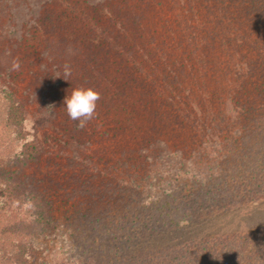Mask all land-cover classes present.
I'll use <instances>...</instances> for the list:
<instances>
[{
	"label": "trees",
	"instance_id": "1",
	"mask_svg": "<svg viewBox=\"0 0 264 264\" xmlns=\"http://www.w3.org/2000/svg\"><path fill=\"white\" fill-rule=\"evenodd\" d=\"M48 1L62 9L68 5L70 8V4L89 6L92 18L96 17L94 23H105L103 29L87 33V56L93 62L100 58L103 35L109 27L120 36L134 38L124 41L123 51L130 45L138 50V42L143 38L152 45L148 49L151 56L167 59L181 69L189 67L188 72L196 78L202 72L204 58L210 54L226 51L228 63L232 62L227 70L222 69L225 87L232 83L231 73L236 81L228 92L222 96L221 92L211 95L207 92L200 98L188 97L193 100V111L200 121L189 128L194 134H201V142L197 145L199 149L187 153V170L192 180L184 181L178 193L181 199L178 196L175 201L178 208L185 209L182 217L166 219L161 206L147 203L135 204L137 212L128 217L127 208L134 198L131 193L137 190L132 181L125 187L121 181L111 185L109 181L106 187H113L109 190H114L115 195L102 190L86 199L85 207L88 204L104 208L105 193L111 198L107 201L112 204L110 213L105 208L88 214L101 218L110 227L115 247L123 251V256L130 255V262L125 264H264V225L210 235L197 229L204 211L222 212L264 199V0H178L174 5L170 0H106L109 7L87 0ZM109 8L112 12H108ZM60 26L58 16L40 11L32 21L24 22L20 36L15 38L6 33L0 21V120L5 122L0 136L2 145L19 138L17 135L26 120L17 87L22 72L10 71L12 61L18 59L22 71L30 74L37 60L47 61L52 44L66 52L67 41L55 31ZM53 31L57 38L52 41ZM109 49L110 54L113 49L115 53L120 51L114 45ZM213 64L215 70L217 62ZM32 73L38 76V72ZM196 83L197 80L192 84L198 89L201 83ZM203 83L207 87L210 84L206 80ZM180 85L176 83L177 87ZM37 140L36 137L38 143ZM40 150L32 157L37 159ZM10 157L0 154L1 160ZM225 165L231 166L227 170L231 173L213 182ZM16 174L13 171L12 175L16 177ZM5 180L0 175V264H32L35 249L26 240L28 233L24 229L30 224L40 228L44 222L50 231L54 226L53 216L64 201L45 198L29 180L19 176L12 183ZM102 186L99 183L96 189ZM119 188L129 189L120 191L119 195Z\"/></svg>",
	"mask_w": 264,
	"mask_h": 264
},
{
	"label": "rangeland",
	"instance_id": "2",
	"mask_svg": "<svg viewBox=\"0 0 264 264\" xmlns=\"http://www.w3.org/2000/svg\"><path fill=\"white\" fill-rule=\"evenodd\" d=\"M87 1L107 5L106 0ZM170 1L174 5L178 0ZM68 6L62 9L48 0H0L1 25L10 36L19 37L24 22L32 21L42 11L49 12L51 17L58 16L61 29L55 31L67 41L66 52L52 44L47 61L37 60L38 64H33L32 72H38V78L20 68L18 97L24 104L26 120L18 139L0 143V154L11 156L0 159V163H6L0 166V175L9 183L18 176L29 180L45 198L64 201L53 216L50 231L44 222L40 228L30 224L24 229L28 233L26 240L35 249L32 264H125L130 262V255H122L123 251L115 247L110 227L88 212L106 208L110 213L112 204L107 201L111 198L106 195L115 194L109 185L121 181L125 187L132 181L137 190L131 193L134 198L131 197L133 204L127 208L128 217L137 212V203L161 206V214L169 220L182 217L185 209L178 208L175 201L178 196L181 199L178 193L184 181L192 180L187 170V153L199 149L197 145L201 142V134L196 135L189 128L200 122L191 99L207 92L208 95L221 92L220 96L228 92L236 81L232 71L229 72L232 83L225 87L222 69L227 70L232 62L228 63L226 51L210 54L202 62L201 77L196 78L188 72L189 67L181 69L167 59L151 56L148 49L152 45L143 38L138 42V50L130 45L123 51L124 41L134 38L120 36L112 27L105 30L102 53L93 62L87 56V33L103 29L105 23H94L96 17L92 18L89 6ZM108 12H112L110 8ZM107 15L110 18V13ZM51 33L50 40L56 39V32ZM112 45L120 47V53L113 49L110 54ZM65 65L71 69L67 77ZM195 80L201 83H196L198 89L192 84ZM205 80L210 83L208 87L203 83ZM176 83L181 85L177 87ZM77 87H92L101 97L94 118L84 128H78L69 119L64 106L65 97ZM4 123L0 120V136L5 130ZM37 150L40 151L35 159L32 156ZM226 167L218 171L213 182L231 173L227 171L231 166ZM13 171L18 176L12 175ZM99 183L103 186L96 189ZM102 190H109L104 196V208L84 206L91 193ZM124 190L117 191L120 195ZM204 212L197 219V229L206 235L264 225V199L222 212Z\"/></svg>",
	"mask_w": 264,
	"mask_h": 264
},
{
	"label": "clouds",
	"instance_id": "3",
	"mask_svg": "<svg viewBox=\"0 0 264 264\" xmlns=\"http://www.w3.org/2000/svg\"><path fill=\"white\" fill-rule=\"evenodd\" d=\"M11 70H20V62L18 59L12 61ZM69 75H71L70 66L65 65L64 76L67 77ZM100 98V93L92 87L73 88L71 93L64 99L67 116L76 122L78 128H84L94 118L97 102Z\"/></svg>",
	"mask_w": 264,
	"mask_h": 264
}]
</instances>
